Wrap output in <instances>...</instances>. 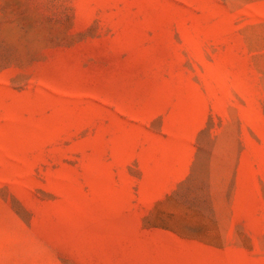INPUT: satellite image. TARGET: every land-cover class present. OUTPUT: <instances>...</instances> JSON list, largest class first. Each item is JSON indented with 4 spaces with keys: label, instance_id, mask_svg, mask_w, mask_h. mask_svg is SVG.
Returning <instances> with one entry per match:
<instances>
[{
    "label": "rangeland",
    "instance_id": "1",
    "mask_svg": "<svg viewBox=\"0 0 264 264\" xmlns=\"http://www.w3.org/2000/svg\"><path fill=\"white\" fill-rule=\"evenodd\" d=\"M0 264H264V0H0Z\"/></svg>",
    "mask_w": 264,
    "mask_h": 264
}]
</instances>
